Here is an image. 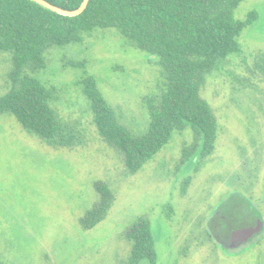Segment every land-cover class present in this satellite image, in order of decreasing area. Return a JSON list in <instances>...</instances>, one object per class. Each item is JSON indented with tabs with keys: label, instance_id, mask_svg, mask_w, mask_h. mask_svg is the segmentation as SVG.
<instances>
[{
	"label": "rangeland",
	"instance_id": "1",
	"mask_svg": "<svg viewBox=\"0 0 264 264\" xmlns=\"http://www.w3.org/2000/svg\"><path fill=\"white\" fill-rule=\"evenodd\" d=\"M252 12L258 16L239 37L242 51L201 90L219 121L215 149L205 156L189 125L133 172L123 151L101 136L84 93L87 75L137 136L149 129L147 101L160 96L164 81L159 60L117 28L52 44L45 67H26L54 91L51 106L74 140L53 146L14 114L0 116V264H131L126 232L140 217L151 222L157 264H264V231L240 249L220 243L255 223V214L264 221V0H243L235 18L246 22ZM13 67L12 52L0 49V94L11 88ZM99 181L115 200L86 229L82 218L100 200Z\"/></svg>",
	"mask_w": 264,
	"mask_h": 264
},
{
	"label": "trees",
	"instance_id": "2",
	"mask_svg": "<svg viewBox=\"0 0 264 264\" xmlns=\"http://www.w3.org/2000/svg\"><path fill=\"white\" fill-rule=\"evenodd\" d=\"M65 9L78 8L83 0H47ZM243 0H90L77 16H66L33 0H0V49L13 54L11 88L0 94V116L14 114L26 130L40 135L48 144L67 146L74 140L68 123L51 106L54 91L32 73L45 67V51L52 44L81 42L84 33L98 28H117L139 48L157 58L163 68L162 92L147 101L149 129L134 135L122 125L110 102L87 75L84 93L92 101L101 136L118 146L130 171H138L152 159L177 130L189 125L201 135L202 155L213 152L219 121L201 90L207 77L233 54L242 51L239 37L246 22L235 18ZM100 200L83 218L82 225L94 227L111 208L115 194L103 181L96 183ZM133 241L131 264L148 260L157 264L152 225L140 217L126 232Z\"/></svg>",
	"mask_w": 264,
	"mask_h": 264
},
{
	"label": "water",
	"instance_id": "3",
	"mask_svg": "<svg viewBox=\"0 0 264 264\" xmlns=\"http://www.w3.org/2000/svg\"><path fill=\"white\" fill-rule=\"evenodd\" d=\"M33 1L48 9L58 12L60 14H63L66 16H77V15L82 14L86 10L90 0H83L81 5L76 9H65V8L52 4L51 2L47 0H33ZM263 229H264V221L261 216H258L256 218L255 226L240 227L233 232L232 237H231L232 244L230 248H237L241 246L242 244L247 243L250 238L254 237L256 233L262 232ZM222 244L225 245L226 242L222 241Z\"/></svg>",
	"mask_w": 264,
	"mask_h": 264
},
{
	"label": "flooded vegetation",
	"instance_id": "4",
	"mask_svg": "<svg viewBox=\"0 0 264 264\" xmlns=\"http://www.w3.org/2000/svg\"><path fill=\"white\" fill-rule=\"evenodd\" d=\"M257 216H258V215L255 214V223H252V224L249 223L248 225H246V227L255 226V225H256V217H257ZM241 227H244V226H241ZM238 228H240V227H237V228H235L234 230H232L231 235L229 236L228 240H226V241H225V240H220V243H221V244H222V241H225V242H226V244L224 245V247H225L227 250H230V249H240V248H242V247H245L246 245L250 244V243L255 239V237L261 235V234L263 233V231H264V229H263L262 232H260V233H256V234L254 235V237L250 238L249 241H248L247 243L242 244L241 246H239V247H237V248H230V246H231V244H232V241H231L232 234H233V232H234L236 229H238Z\"/></svg>",
	"mask_w": 264,
	"mask_h": 264
}]
</instances>
